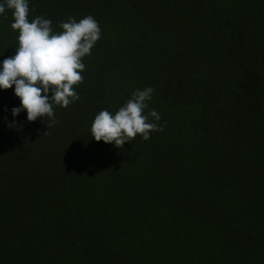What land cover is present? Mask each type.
Returning a JSON list of instances; mask_svg holds the SVG:
<instances>
[{"label":"trees","instance_id":"obj_1","mask_svg":"<svg viewBox=\"0 0 264 264\" xmlns=\"http://www.w3.org/2000/svg\"><path fill=\"white\" fill-rule=\"evenodd\" d=\"M28 7L57 33L91 15L100 39L55 125L13 118L19 99L0 91V264H264V0ZM11 22L6 9L0 61ZM147 87L162 131L92 139L100 110Z\"/></svg>","mask_w":264,"mask_h":264},{"label":"clouds","instance_id":"obj_2","mask_svg":"<svg viewBox=\"0 0 264 264\" xmlns=\"http://www.w3.org/2000/svg\"><path fill=\"white\" fill-rule=\"evenodd\" d=\"M6 9L11 11L10 28L17 32V47L13 55L0 61V91L11 88L19 99V106L11 109L13 118L25 112L28 122L46 117L51 127L57 122L54 107L66 108L79 99L73 86L82 80V58L90 55L100 39L98 22L91 15L79 22L69 17L60 22L57 33L49 19H27L28 0H0V15ZM152 92L151 87L137 89L114 113L100 110L91 124L92 139L120 148L137 135L146 141L152 131H162L156 123L158 112H145Z\"/></svg>","mask_w":264,"mask_h":264}]
</instances>
